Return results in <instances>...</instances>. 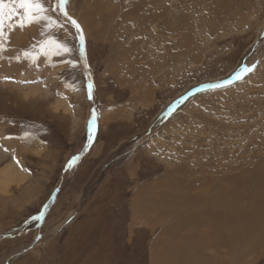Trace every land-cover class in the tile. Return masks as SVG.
<instances>
[{
	"label": "rangeland",
	"instance_id": "rangeland-1",
	"mask_svg": "<svg viewBox=\"0 0 264 264\" xmlns=\"http://www.w3.org/2000/svg\"><path fill=\"white\" fill-rule=\"evenodd\" d=\"M40 2L0 27V264H264L202 208L264 157V0Z\"/></svg>",
	"mask_w": 264,
	"mask_h": 264
},
{
	"label": "bare ground",
	"instance_id": "bare-ground-1",
	"mask_svg": "<svg viewBox=\"0 0 264 264\" xmlns=\"http://www.w3.org/2000/svg\"><path fill=\"white\" fill-rule=\"evenodd\" d=\"M104 2L105 0H103V8L105 7ZM94 4H95L94 8L98 10H102V0H94ZM135 13H137V11ZM157 13H159V11ZM87 16L88 17H87L86 23H90V21L93 19V16H91V13H88ZM106 17L108 18L109 16L103 15L101 16V19H105ZM0 76H1V73H0ZM4 78L7 79V75H5ZM20 87L21 86H19V90H20ZM14 88H17V86H15ZM20 91H22L23 99L25 100L28 99V95H32L33 97L34 92H32V90L28 86L27 88H25V85H24V88L22 87ZM257 160H256L255 166L250 168L249 170L250 174L248 176L235 177V178L232 177V182L228 186L220 185L218 187H211L210 188L211 192H207V194L212 193L211 194L212 196L208 197L207 200H205L207 206L202 207V208H206L207 211L222 212L223 214L222 231L223 232L221 235H224L228 239L229 244L232 246L236 245L237 241L235 240V238H237L239 243L240 242L242 243L243 240H247L248 238L250 239L253 238L255 241L251 245L253 249L257 245L264 243V157L257 158ZM2 180L8 181V177L6 174L4 175ZM187 199L188 198L181 197V200H187ZM196 200L197 198L194 200H190V201L195 205L202 203L200 199H198L197 201ZM178 201L180 200L176 199L175 203ZM199 206H203V204H199ZM218 207L219 208L221 207V209L220 210L214 209ZM202 208H200L199 210H201ZM186 223L191 224V225H198V224L200 225L198 221H192V220H189V221L187 220ZM219 223L220 222H218L214 226V228L219 227ZM216 239H217V236H216ZM222 245L224 246V243H222ZM222 245L220 244V247H222ZM230 252L232 251L230 250ZM232 253L234 254L235 251H233Z\"/></svg>",
	"mask_w": 264,
	"mask_h": 264
},
{
	"label": "snow or ice",
	"instance_id": "snow-or-ice-1",
	"mask_svg": "<svg viewBox=\"0 0 264 264\" xmlns=\"http://www.w3.org/2000/svg\"><path fill=\"white\" fill-rule=\"evenodd\" d=\"M67 4V0H59V7L61 10L65 8V5ZM7 9V13H6ZM22 10V11H21ZM47 9L43 6V4L40 2V0H0V27H2L3 18L7 14L9 17L13 13H16L18 15H22L24 19L21 20V24L23 25L24 21L27 20L29 23L36 22L38 19L43 18V13H45ZM65 15L67 13L65 12ZM72 24L75 25L78 31L80 30L79 24L69 17ZM81 45H83V36L81 33L80 36ZM50 45H54V51L56 55H60L61 50L64 52H69L70 49L66 46L60 45L56 43L55 40L49 41ZM240 74H236V79H240ZM221 85H209V87H220ZM88 97L89 99L92 98V89L93 85L89 84L88 86ZM95 121V115H93L92 121H89V131L91 132L93 122Z\"/></svg>",
	"mask_w": 264,
	"mask_h": 264
}]
</instances>
